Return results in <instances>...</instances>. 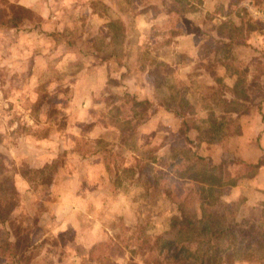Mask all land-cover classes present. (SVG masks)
I'll use <instances>...</instances> for the list:
<instances>
[{
	"label": "rangeland",
	"instance_id": "374dc122",
	"mask_svg": "<svg viewBox=\"0 0 264 264\" xmlns=\"http://www.w3.org/2000/svg\"><path fill=\"white\" fill-rule=\"evenodd\" d=\"M11 4L37 48L0 106V264H216L221 183L256 171L226 113L264 98V0H0V19Z\"/></svg>",
	"mask_w": 264,
	"mask_h": 264
},
{
	"label": "crops",
	"instance_id": "0c3cea01",
	"mask_svg": "<svg viewBox=\"0 0 264 264\" xmlns=\"http://www.w3.org/2000/svg\"><path fill=\"white\" fill-rule=\"evenodd\" d=\"M19 4L24 5L25 3L20 2ZM24 6L28 5L25 4ZM34 35L33 31L28 34L30 37H34ZM25 37L26 35H22L20 29L0 30V55H7L6 60L8 62V67L0 68V76L5 74L3 78H0L1 94H4L0 99L1 107L16 102L13 96L10 97V93L16 92V87H14V84L8 83L12 81L11 79H7L8 77L14 78L15 76L12 75L16 74L12 63L18 58H22V55L24 58L27 55H33V51L37 48L32 47L28 42H22ZM1 60L3 59L0 56ZM20 71L17 70L18 76L21 75ZM23 72L25 75L29 70L23 69ZM35 73L36 70H33V74ZM31 74L32 72L28 73V75ZM7 83L9 87L5 89ZM226 114L231 116L230 118H234L233 122L237 128L236 131L230 134L229 143L233 146V152L238 162L245 163L251 168L254 165H257V167H254L256 171L253 173L248 174V176L239 175L237 179L228 185L221 183L223 188L230 189V194L220 198V204L218 203L217 206L225 205L227 209L231 208V213L227 215L225 212L215 210L216 216L223 221V226L214 232V237L226 244L223 249H216L220 253L216 264H264V239L261 238L263 233H257L253 230L259 228L257 224L264 222V99L250 105L245 113L234 111ZM159 121L160 118H158ZM218 152L217 156L219 155ZM202 174L203 171L198 180L188 174H183L184 176L173 174L171 179L174 182V191L178 192L180 188L193 186L194 183L199 189L209 187L210 185L203 180ZM205 174H208V172ZM215 176H218V174H215ZM174 200L178 203L181 202L176 197H174ZM203 202L204 200L198 197L197 194H194V197L189 196L188 202L186 200L187 204L194 205V213L197 214L199 219L202 218L201 213H204L205 210ZM233 205L234 208H232ZM244 225H248V227ZM257 231L262 232L259 229Z\"/></svg>",
	"mask_w": 264,
	"mask_h": 264
},
{
	"label": "trees",
	"instance_id": "16d2710c",
	"mask_svg": "<svg viewBox=\"0 0 264 264\" xmlns=\"http://www.w3.org/2000/svg\"><path fill=\"white\" fill-rule=\"evenodd\" d=\"M31 11L18 6V5H8L6 8V11L2 13L1 19H0V30L1 29H8V28H12V29H32V15ZM264 99V98H263ZM253 167H257V165L253 166ZM6 195H8L6 193ZM1 202V200H0ZM1 206V205H0ZM201 235V234H199ZM179 254V251L176 253V258H175V262L177 261L178 257L177 255ZM211 255L209 254V250L206 249L201 253L200 256V262L198 264H212L211 263Z\"/></svg>",
	"mask_w": 264,
	"mask_h": 264
}]
</instances>
